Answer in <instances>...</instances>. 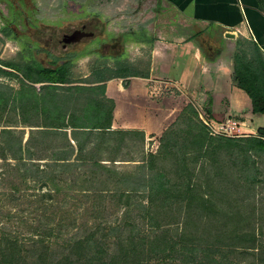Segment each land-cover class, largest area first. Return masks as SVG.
I'll use <instances>...</instances> for the list:
<instances>
[{
	"label": "trees",
	"instance_id": "16d2710c",
	"mask_svg": "<svg viewBox=\"0 0 264 264\" xmlns=\"http://www.w3.org/2000/svg\"><path fill=\"white\" fill-rule=\"evenodd\" d=\"M124 63L117 62L115 70L109 67L96 68L88 78H82L75 75V66L70 59L61 62L60 58L55 57L51 66L40 62H0V77L8 76L21 82V88L11 93V96L7 97L0 92V123L4 114L8 113L11 102H14V108L19 110L17 114L20 121L26 125L31 126L28 122L29 115L33 109H37L46 119V123L40 125L44 128L37 129L38 132L43 137L58 141V145L54 146L53 150L51 148L45 150H50L52 154L44 158L49 160L42 166L41 162L35 160L43 158H35L39 150L35 149V144L32 145L34 131L24 144L22 137L16 139L11 129L3 128L2 135H11L15 143L11 146L0 139V158L16 160L17 163L13 166L25 183L24 187L19 185L9 193L13 199L28 203L31 210L40 209L41 206L45 210L48 208L45 205H54L58 201L57 197L64 191L61 202L66 206L70 200L71 182L73 178L76 182L75 176L81 174V167L87 166L85 164L87 161L96 168H109L106 165L107 161L113 163L119 160H132L118 159V155L122 148L130 144L128 139L132 141L137 136L139 140L145 141V131L113 128L115 101L106 95V82L110 77H122L130 72L125 70ZM233 79L236 85L251 98L253 111L264 113V54L256 42L251 43V50L237 51L234 54ZM93 81L97 84H87ZM36 84H43L42 87L45 89L43 95L37 93ZM183 135L184 149L181 154L169 149L177 145L178 141L175 138L180 136V130L172 129L164 132L159 150L148 155L150 160L147 161V166L151 169H154L153 163L165 156V153L166 158L168 155L177 163L175 171L177 176L174 180L163 169L153 172L151 170L149 177L143 179L148 189V205L150 208L157 206L173 210L177 206L175 202L179 200L180 204H184V211L188 216L186 222L194 221L191 215L197 209L200 213L198 220L207 221L205 222L207 227L202 226L200 222L198 229L201 227L204 232L210 231L205 234L211 235L216 227L218 232L212 239L200 235L197 238V234L188 231L186 223L177 241L173 242L171 239L157 235L150 239L153 246L151 251L156 253L155 256L160 254L157 252L160 243L164 245L163 253L174 252L178 245L187 247V250L188 247L190 250H195L197 243L201 242L208 244L205 250L213 254L226 246L256 248L255 239L244 238V235L236 229L226 231L224 227H227V222L221 221V216L228 217L229 220L237 217L236 205L233 203L235 198L228 200L231 208L225 210L221 207L219 195L229 198L230 194L223 180L226 168L223 152H230L231 157H234V153L238 151L245 154L252 151L264 152V127L258 129V136L261 138L254 135L214 136L204 123L193 122ZM233 159L237 160V156ZM198 163H201L200 169L195 172ZM59 166L74 169L76 175L70 182L56 172ZM93 174L94 171L87 177ZM105 192L100 191L99 196L107 194ZM130 197L131 192L123 193L119 200L128 204ZM50 219L48 217L46 221H38L37 228L16 230L18 236H13L9 230L0 232V264H21L27 244L35 249L42 246L50 251V245L54 244L57 237L63 235H67L69 239L66 246L71 250L69 251L71 254L64 255L61 260H56L55 264H129L134 263L130 260L132 255L138 258L143 256L136 251L138 241L141 240L135 239L134 236H130L129 239L119 236L110 243L97 238L99 231L103 232L102 237L105 238L109 231L114 233L118 228L123 229L124 226L121 224L109 226L108 222H99L98 225L90 227L87 222L74 226L76 222L64 225V223H52ZM221 222L223 223L220 224ZM71 226L74 227L73 230H70ZM74 229L76 231L82 229L83 232H73ZM111 244L119 247L120 251L108 253ZM45 254L47 257V253Z\"/></svg>",
	"mask_w": 264,
	"mask_h": 264
},
{
	"label": "crops",
	"instance_id": "0c3cea01",
	"mask_svg": "<svg viewBox=\"0 0 264 264\" xmlns=\"http://www.w3.org/2000/svg\"><path fill=\"white\" fill-rule=\"evenodd\" d=\"M0 20L20 57L3 61L51 66L58 57L75 67L89 61L82 78L125 62L130 72L106 82V95L115 101L113 128L163 131L171 123L173 96L180 105L183 97L197 104L214 122L231 118L250 132L264 127V113L253 111L233 79L237 51L256 42L264 54V0H0ZM75 30L86 35L65 43ZM58 37L62 54L55 50ZM144 55L149 62L141 69L134 61ZM159 80L177 82L183 91L177 95L155 84Z\"/></svg>",
	"mask_w": 264,
	"mask_h": 264
},
{
	"label": "rangeland",
	"instance_id": "374dc122",
	"mask_svg": "<svg viewBox=\"0 0 264 264\" xmlns=\"http://www.w3.org/2000/svg\"><path fill=\"white\" fill-rule=\"evenodd\" d=\"M1 27L2 21L0 20V62L3 60H20L18 56L19 49L14 45V42L7 41V36L1 30ZM59 39V37L56 38V42H54L59 46L55 50L58 54H62L64 51H62ZM38 43L43 44V40L38 41ZM46 51L52 52L48 49ZM43 57H45V54H43ZM148 60V57L144 55L140 60L134 61V63L138 64L137 66L139 68L145 69L148 66ZM90 70L89 61L78 63L75 67V75L80 77L89 73ZM35 86L37 93L40 95L45 93V89L42 87L43 84H36ZM20 88L21 82L18 79L8 76L0 77V92L6 94L7 97L11 96V93L16 92ZM166 92L167 95L172 94L171 90H167ZM175 92L177 95L181 94L179 91L175 90ZM156 98L159 101L164 100L162 97ZM169 99L168 102L171 105L169 107V119L171 123L168 127L158 133L147 134L145 132V141L139 140L137 136L132 141L128 139L130 144L122 148L118 155L119 158L117 157L118 159H132L131 161L119 160L113 163L107 161L106 163L108 164L106 165L109 168H96L92 166L91 162L87 161L85 163L87 166L84 165L81 167L82 172L79 175L75 174L73 168L59 166L56 169V172L69 182L75 175L77 177L76 182L74 178L71 182L72 188L69 191L70 200L66 206H63L61 202L64 197V191L63 194L57 197L58 201L54 205H45L48 206L45 210L42 206L40 209L31 210L28 203L18 202L13 199L9 193L19 185L24 187L25 183L23 182L21 174L13 166L17 161L12 158H0V232L9 230L13 236H18L16 230L25 231L37 228L38 221H46L48 217L51 218L50 221L52 223H64L65 225L76 222L74 226L88 222L89 226L93 227L98 225L99 222H108L109 226L111 224H121L124 228H118L114 233L109 231L108 236L105 238L102 237L103 232L99 231L97 235L98 239L110 243L114 242L119 236H123L124 239H129L130 236H134L135 239L141 240L138 241L136 247L138 249L136 251L139 254L142 253L143 256L138 258L132 255L130 260L134 263L129 264H264V152L256 151L247 154L238 151L234 153V157L237 156V160L235 161L233 159L234 157H231L229 154L230 152H223V161H226L223 179L226 185L224 184V186L227 187V192H230V194L229 198L222 195H219L220 198L218 197L222 204L221 207L225 210H230L231 208L229 207L231 203H228V200L235 198L233 203L236 205L237 217L229 220L228 217L223 218L221 216V221L226 220L227 222V227H224L226 231L236 229L237 232H241L244 235V238L246 237L248 240L255 239L256 248H229L226 246L221 251L213 254L211 251L205 250L208 244L201 242L197 243L195 250H190V247L187 250V247L178 245L174 252L167 251L163 253L164 245L160 243L157 251L160 254L155 256L154 254L156 253L151 251L153 246L150 243V239L157 235L171 239L173 242L177 241L179 240V233L186 226V223L188 231L192 234H197V238L200 235L207 239H212L213 236L215 237V233L218 232L216 227H214L213 234L211 235L205 234L210 233V231L204 232V229H201L200 226L198 229V224L201 220H198L200 219V213L197 209L191 215L194 221H191V223L190 220L186 222L188 216L184 211V204H180L178 202L179 200L175 202L177 206L173 210L171 208L164 209L157 206L150 208L148 205V189L143 179L146 176L149 177L153 171L162 169L170 174L169 176L173 178L172 180L177 176L175 175L177 163L168 155L166 158V153L165 156L163 155L153 163L154 169L147 166V161L150 160L148 155L151 152L156 153L159 150L160 141L164 132L172 131V129L173 131L180 130V136L175 138L178 141L177 145L169 149L181 154L184 149L183 133L193 122L204 123L210 133L212 131L211 123L216 122L212 121L209 113L197 104L187 101L188 99L184 97L181 100L185 101V105H180L174 96ZM14 105V102L9 104L8 113L4 114L0 123V139L3 143L14 146L13 144L15 142H13L11 135H2L3 128H8L11 129L16 139L22 137L23 143L26 144V140L29 138L31 132L34 131L32 145L35 144V149L37 148L39 150L35 158H43L35 160L41 162L40 164L43 166L45 164L44 162L49 160L44 158H48L47 156L52 154L50 150H45L57 146L58 141L49 137H43L38 132L37 129L44 128V126L40 125L46 123L44 115L39 110L33 109L30 113L28 118V122L31 124L30 126L20 121V117L17 114L19 110L14 108ZM227 119L220 121H226ZM246 127L239 124L233 130L234 136H258V130L256 132H250ZM214 136L221 135L217 134ZM142 159H145V161ZM200 164L198 163L195 172L199 171ZM92 171L95 174L87 177L92 174ZM100 191L108 192H105L107 194L101 197L99 196ZM127 192H131V197L129 203L125 204L119 198L120 195ZM205 222L207 221H202L200 224L204 226ZM205 226L207 227V225ZM73 228L71 226L70 230H73ZM73 232L83 231L82 229L78 231L74 229ZM68 241L67 235L57 237L54 244L50 245V251L42 246L35 249L30 244H27L28 246L26 245L21 264H55L56 260H61L64 255L71 254L69 253L71 250L66 246ZM111 246L108 253L111 254L115 251H120L119 247ZM45 253H47V257Z\"/></svg>",
	"mask_w": 264,
	"mask_h": 264
},
{
	"label": "built area",
	"instance_id": "2783aa9c",
	"mask_svg": "<svg viewBox=\"0 0 264 264\" xmlns=\"http://www.w3.org/2000/svg\"><path fill=\"white\" fill-rule=\"evenodd\" d=\"M155 84H157V85H165V86H167L169 88H172V89H174L176 91H179V92L183 91V87L177 82L159 80ZM154 92L158 93V89H157L156 86L154 88ZM207 124H209V123H207ZM238 125L239 124L235 120H233L231 118H228L226 121H220V122L218 121V122H215V123H211V129H212L211 134H213V135L219 134V135L234 136L233 130L235 128H237ZM257 137H259V136H257ZM259 138H261V137H259Z\"/></svg>",
	"mask_w": 264,
	"mask_h": 264
},
{
	"label": "water",
	"instance_id": "95a60500",
	"mask_svg": "<svg viewBox=\"0 0 264 264\" xmlns=\"http://www.w3.org/2000/svg\"><path fill=\"white\" fill-rule=\"evenodd\" d=\"M85 35H86L85 32H82V31H79V30H75L72 34L65 35L64 42L65 43H70V42L78 41ZM228 35L230 37H234L235 36L234 34H230V33ZM5 69H7V68H5Z\"/></svg>",
	"mask_w": 264,
	"mask_h": 264
}]
</instances>
